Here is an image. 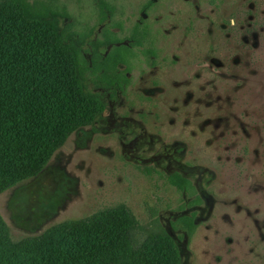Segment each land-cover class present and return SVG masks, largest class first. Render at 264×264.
Segmentation results:
<instances>
[{"label":"rangeland","instance_id":"374dc122","mask_svg":"<svg viewBox=\"0 0 264 264\" xmlns=\"http://www.w3.org/2000/svg\"><path fill=\"white\" fill-rule=\"evenodd\" d=\"M43 1L66 12L64 21L82 34L86 84L95 98L82 101L86 122L42 172L0 193V215L12 239L91 226L95 219L119 225L129 222L130 209L142 224L169 232L141 233L136 244H122L153 253L156 264H178V254L179 264H264V0H160L150 14L156 63L146 55L151 49L118 45L114 67L130 72L133 82L128 94L114 96V109L107 90H98L113 82L100 81L94 71L95 51L105 56L116 47L103 37L109 27L96 0ZM106 1H115L113 23L127 36L148 0ZM150 88L153 97L146 100L141 93ZM149 108L155 114L145 124L162 137L156 145L134 141L141 129L118 117L139 118L138 111ZM166 144L169 172L182 162L201 191L200 205L186 208L191 197L157 173L168 171ZM154 150L160 160L151 157ZM147 167L156 169L149 174ZM190 210H197L198 227L188 243L174 223Z\"/></svg>","mask_w":264,"mask_h":264},{"label":"trees","instance_id":"16d2710c","mask_svg":"<svg viewBox=\"0 0 264 264\" xmlns=\"http://www.w3.org/2000/svg\"><path fill=\"white\" fill-rule=\"evenodd\" d=\"M96 3L103 16L115 9L106 0ZM65 16L43 0H0V193L42 172L50 155L86 122L82 101L95 98L86 84L89 61L80 44L82 34ZM121 48L116 45L105 56L95 51L100 81L127 79L114 67ZM157 173L178 190L196 195L195 184L184 174ZM201 202L197 195L189 205ZM127 211L129 222L119 225L95 219L91 226L85 222L15 241L0 215V264H156L153 253L122 244L130 239L136 244L141 233L168 236V230L142 224ZM196 216V211L183 214L174 223L184 228L188 243L198 227Z\"/></svg>","mask_w":264,"mask_h":264},{"label":"flooded vegetation","instance_id":"af4514ba","mask_svg":"<svg viewBox=\"0 0 264 264\" xmlns=\"http://www.w3.org/2000/svg\"><path fill=\"white\" fill-rule=\"evenodd\" d=\"M159 1L160 0H148L147 2H145L142 5V7L140 8L139 16L128 27V30H127L128 35L127 36L123 35V32L125 31V29H124V26L122 24H119L118 22H116L117 24L113 23L114 19L112 18V15L114 13V9L111 12L108 11V13L105 16H103V21L106 22L104 26L109 27L108 28L109 30L107 31V35L106 34L103 35L104 39H109L111 44L112 43H115L116 45H120L121 43L127 44V45L133 47L135 50H141L142 52L146 49H151V51L150 50L146 51V55L148 54L147 57H149L155 61L157 58V55H158V37H157V32L155 31L154 26L150 22V14H151L153 7H155ZM188 1H192V0H188ZM109 3L111 4V6L113 8L114 7L116 8L115 1H111V2L109 1ZM196 6H197L198 13H200L201 12V5L196 4ZM171 11H173V10H171ZM192 25H193V21L190 20L188 22V24L184 26L185 29L189 30V31L188 30L185 31V32H187V35H188L187 38H189V36L191 35L190 32L193 29ZM168 26H169V22H168ZM168 29H169V27H168ZM172 29H174V26L172 27ZM169 31H172V30H169ZM142 43H144V44H142ZM136 44H137L138 48L134 47ZM109 47H111V45ZM156 61H155V63H156ZM121 63L122 62H119L120 67L122 66ZM123 72H124L125 78H127V79L121 78V80H119L117 83H111V85L107 86V88L102 87V88L98 89L100 91H106L107 90V92H108L107 97L109 98L113 109H114V106L112 104V100H113L114 96L117 93L123 94L124 96L126 94H128V90H129L128 88L133 82V80H132L133 78L130 75V72H127L126 70H124ZM122 80H123V82H122ZM152 93H154V92H151V88H150L148 90H144L141 94H143L142 95L143 98H146V100H150L151 97H153ZM138 113H139L138 114L139 118H137V117L133 118L132 116L126 115V114H121L118 116L120 118V120H122V124L125 123L126 121H132L136 125V126H134V129H136V130L138 128L141 129L142 132L139 134V136H137L135 138L134 141H136L139 138H143L144 140L148 138L150 140V143L151 144L153 143V145H156L157 141L162 143L161 142L162 137L158 136V134H154L153 132L149 131L148 127L145 124L147 115L155 114V113L153 111H151L150 108L148 110H146V109H142V111L139 110ZM118 125H121V124H118ZM166 145H167L166 146L167 152L165 154V158L167 159L166 160L167 161L166 170H168L166 173L169 175V174H172L174 172H180V173L184 174L185 176H187L196 186V195H193V196L189 195L191 198H189L187 201H185V206H186V208H188V207H192L195 205H200L201 203H198V204H195L192 206L189 205L195 196L199 195L202 198V201H203V197L200 194L201 191H200L198 185L192 180L191 176L185 174L183 172L182 168L179 167L182 165V162L176 161L178 166L176 165L175 169L172 170L171 172H169V144H166ZM154 151L155 152L151 157L155 158L154 160H160L159 157H163V156L157 154V150H154ZM195 211L197 212V210H190V212H187L184 214H192Z\"/></svg>","mask_w":264,"mask_h":264}]
</instances>
